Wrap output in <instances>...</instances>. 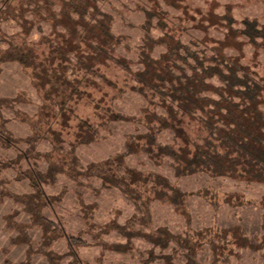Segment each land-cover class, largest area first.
Here are the masks:
<instances>
[{"label": "trees", "instance_id": "16d2710c", "mask_svg": "<svg viewBox=\"0 0 264 264\" xmlns=\"http://www.w3.org/2000/svg\"><path fill=\"white\" fill-rule=\"evenodd\" d=\"M180 1L183 7L168 0H145L139 5L144 18L132 59L121 53L123 38L113 29L114 17L97 0H0V17L4 16L0 20L9 17L19 26L15 32L0 31V64L17 62L40 101L29 115L14 108L29 101L23 92L0 97V144L13 147L23 143L20 157L47 162L46 171L40 172L34 163L22 170L19 160L0 158V170L13 168L18 178L28 179L32 194L26 197L24 209L31 223L43 231V245L46 237L64 236L75 258V245L87 244L78 235L65 234L40 211L51 204L40 185L53 173H66L79 183L96 178L102 187H114L125 195L135 213L126 228L118 226L117 232L128 240L135 232L128 226L149 222L155 201L181 207L189 193L162 173L167 171L165 164L176 179L203 173L211 179L264 184L263 68L225 53V45L219 46L208 33L212 22H204L203 11L192 8L190 0ZM243 23L242 32L250 39L264 36L255 20ZM34 28L38 36L32 38ZM191 30L202 35L183 41ZM124 49L131 50V46ZM127 92L144 100L136 114L116 110V100ZM4 106L28 124V135L13 136L5 127ZM117 121L135 123L142 130L124 133L121 151L82 165L77 147L95 141L102 130L110 134ZM40 140H46L50 148L36 152ZM139 154L146 155L158 171L127 163L129 156ZM262 203L264 241V199ZM14 225L22 232L21 225ZM228 227L211 225L208 233L226 247L237 245L236 241H241L240 247L256 245L236 238V227ZM155 230L146 234L150 243L160 248L173 244L172 253L162 257L164 264L171 263L176 253L183 254L185 264L193 261L199 232L174 233L166 226ZM214 239L209 236L208 244L216 245ZM262 245L258 241L255 249ZM219 257L225 261L227 256L222 253Z\"/></svg>", "mask_w": 264, "mask_h": 264}, {"label": "rangeland", "instance_id": "374dc122", "mask_svg": "<svg viewBox=\"0 0 264 264\" xmlns=\"http://www.w3.org/2000/svg\"><path fill=\"white\" fill-rule=\"evenodd\" d=\"M97 1L101 8L108 10L107 13L114 17L113 29H116L123 38L121 53L135 59L136 53L133 47L139 42V35L142 33L139 23L142 22L144 13L140 7L145 0ZM168 1L183 7V1ZM190 4L197 11H203L205 14L203 18H207L204 21L206 24L212 22L208 33L214 40L219 41V46L225 45V53L242 59L243 63L261 65L264 72V36L250 39L242 32L244 20H255L258 28L264 31V0H190ZM173 13L179 14L176 11ZM0 18L4 16L1 15ZM37 25L38 22H35V27ZM18 28L16 22L9 17L0 20V31L11 33ZM153 33L156 35L158 31L155 30ZM200 33L199 30H191L185 33L182 40L188 41L191 36L200 37L202 35ZM32 34V38L38 36L36 28ZM125 45L131 46V50L124 49ZM160 48L157 47L156 50ZM19 92H23L29 101L17 103L14 108L26 112L25 114L34 113L40 101L30 85L29 78L17 62L1 63L0 97L12 98ZM143 104L141 95L127 92L116 100L115 107L116 110L132 115L136 114ZM13 113L10 108L3 107L5 127L13 136L25 137L29 134L30 127ZM111 126L113 128L110 134L102 130L95 141L77 147L76 154L82 165L102 160L121 151L125 139L124 133L135 129L142 130L131 122L117 121ZM167 136L165 139L168 138ZM24 148L23 143L15 144L13 147H4L0 144V158L19 160L22 170L34 163L37 170L45 172L47 169L45 159L36 161V159L25 160L20 157ZM49 148L50 144L46 140H40L35 145L36 152ZM126 160L129 165H134L140 170L150 168L158 171L159 169L146 155H131ZM164 169L167 171L162 173L168 174L170 181L177 184L181 191L189 193L185 195L181 207L155 201L151 205L149 222L128 226L135 231L129 240L117 232V229L118 226L126 228L125 224L135 213V209L132 202L118 189L102 187L100 180L96 178L83 179L79 183L62 172L53 173L54 176L50 177L47 183L42 182L40 186L51 204L43 206L40 209L41 213L58 224L65 234L75 237L78 235L87 242L86 245H75L77 256L73 258V254L70 253V249L73 248L68 246L64 236L52 240L46 237V245H43V231L31 223L32 219L24 209L26 197L32 194L28 179L18 178L17 171L13 168H2L0 170L2 199L0 264L5 262L8 264H164L162 257L164 254L172 253L173 244L169 243L166 247L160 248L150 243L146 235L155 233V229L160 226H166L174 233L194 231L201 234L197 240L196 255L192 256L193 261L190 260L188 264H264V245L260 250L255 249L258 248V241L264 243L260 227L263 212L260 204H263L264 184L256 182L246 184L223 177L211 179L203 173L176 179L173 177V171L166 164ZM16 223L22 226L20 230L22 232L14 227ZM211 225L219 228H229L228 226L233 225L237 229L236 238L245 239L246 243L256 242V245L252 248L240 247L241 241L239 243L236 241L237 245L226 247L225 243L222 244L221 240L214 239L215 237L208 233V227ZM209 236L215 240L216 245L208 244ZM222 253L227 256L225 261L219 257ZM175 262L185 264L186 259L182 253H176L168 264Z\"/></svg>", "mask_w": 264, "mask_h": 264}]
</instances>
